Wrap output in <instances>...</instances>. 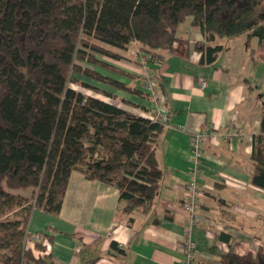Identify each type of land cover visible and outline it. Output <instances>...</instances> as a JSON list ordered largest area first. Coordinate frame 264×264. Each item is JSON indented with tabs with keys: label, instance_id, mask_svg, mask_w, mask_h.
<instances>
[{
	"label": "trees",
	"instance_id": "obj_1",
	"mask_svg": "<svg viewBox=\"0 0 264 264\" xmlns=\"http://www.w3.org/2000/svg\"><path fill=\"white\" fill-rule=\"evenodd\" d=\"M186 19L203 37L199 64L211 65L226 49L219 40L264 24V0H0V264L44 263L25 246L28 221L33 210L59 215L73 172L117 189L125 212L152 205L164 122L75 75L138 94L93 67L134 79L101 58L120 60L136 45V65L139 55L158 63ZM250 160V183L264 190V103ZM220 262L264 264V247Z\"/></svg>",
	"mask_w": 264,
	"mask_h": 264
},
{
	"label": "crops",
	"instance_id": "obj_2",
	"mask_svg": "<svg viewBox=\"0 0 264 264\" xmlns=\"http://www.w3.org/2000/svg\"><path fill=\"white\" fill-rule=\"evenodd\" d=\"M242 37L248 40L247 33L233 38L235 44L224 46L213 64L200 65L195 45L203 37L186 19L177 30L172 51L158 63L136 65L131 59L136 45L121 53L120 60L101 58L134 79L93 67L138 94L81 79L126 101L129 104L117 103L146 118L154 112L142 73L160 84L166 117L156 142V158L162 177L152 205L128 213L117 189L73 172L59 215L39 210L30 215L25 246L34 257L42 255L43 264H183L180 241L186 217L181 200L192 175L189 138L204 128L208 133L200 145L196 181L204 194L199 213L205 222L191 231L196 264H222L221 255L255 254L259 246L264 247V190L249 180L252 140L259 132L264 103V72L258 76L254 71L256 61L247 53L254 50L236 43ZM90 95L109 101L99 93ZM36 235L40 241L34 240ZM37 242L43 250L35 248Z\"/></svg>",
	"mask_w": 264,
	"mask_h": 264
},
{
	"label": "built area",
	"instance_id": "obj_3",
	"mask_svg": "<svg viewBox=\"0 0 264 264\" xmlns=\"http://www.w3.org/2000/svg\"><path fill=\"white\" fill-rule=\"evenodd\" d=\"M138 60L142 63L144 67L147 65V60L142 55H139ZM142 77L144 79V91L149 96L152 103L153 116L151 119L154 121L164 122L165 120V112L163 109V104L165 102V98L162 92L158 89L157 82L154 78L148 73H142ZM202 88L206 87L205 83L201 84ZM208 130L207 128L202 129L201 131L195 132L190 135L189 138V152H190V163L192 166L191 178L186 182V185L183 190V196L181 200V209L186 217V226L185 233L180 241V248L184 254L183 264H196L197 257V246L193 241L191 236V231L199 226L204 224L205 220L201 217L200 204L201 200L204 197L203 191L197 184L196 181V173L199 167L200 158L202 155L200 145L204 138L207 137ZM34 240L40 241L41 237L36 235L34 236ZM45 240H43L44 242ZM46 249L48 250L49 246L45 241ZM80 249L77 248L78 252ZM42 255H36V258L41 257Z\"/></svg>",
	"mask_w": 264,
	"mask_h": 264
},
{
	"label": "rangeland",
	"instance_id": "obj_4",
	"mask_svg": "<svg viewBox=\"0 0 264 264\" xmlns=\"http://www.w3.org/2000/svg\"><path fill=\"white\" fill-rule=\"evenodd\" d=\"M244 37L237 40L236 43L239 42L240 44H242V46H244V45L250 46V48H252L254 50L253 53L250 50H248L247 53H248V57L250 58V60L256 61V66L254 68V71H256L257 72L256 74L258 76H260V74H262V72H264V24H262L261 26H258L257 28H254V29L248 31L247 32L248 40L245 41ZM231 41H233V40L232 39H222V40H219L217 42V44L230 47V46H233V44H235V42H231ZM231 49H232V47H231ZM75 76L80 80L81 79L84 80L83 77L81 78L78 75H75ZM258 76L256 77L257 79L260 78ZM72 87L75 88L76 90L82 91L86 95L92 94L91 92L84 90V89H81L78 86H72ZM30 194L31 193L26 194V195L29 197V196H31Z\"/></svg>",
	"mask_w": 264,
	"mask_h": 264
}]
</instances>
